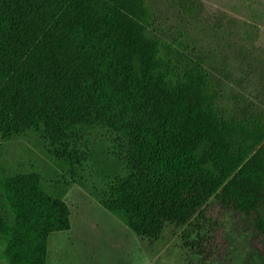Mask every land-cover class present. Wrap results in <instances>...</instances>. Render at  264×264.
Returning a JSON list of instances; mask_svg holds the SVG:
<instances>
[{
    "label": "trees",
    "instance_id": "16d2710c",
    "mask_svg": "<svg viewBox=\"0 0 264 264\" xmlns=\"http://www.w3.org/2000/svg\"><path fill=\"white\" fill-rule=\"evenodd\" d=\"M176 5L170 34L148 0H0V137L32 130L72 174L93 165L97 200L138 236L181 229L176 264H264V86L246 92L242 67L227 95L231 75L187 32L201 1ZM0 186V264H48L72 227L64 192L35 170Z\"/></svg>",
    "mask_w": 264,
    "mask_h": 264
},
{
    "label": "rangeland",
    "instance_id": "374dc122",
    "mask_svg": "<svg viewBox=\"0 0 264 264\" xmlns=\"http://www.w3.org/2000/svg\"><path fill=\"white\" fill-rule=\"evenodd\" d=\"M200 1V16L187 25V32L200 41L202 48L216 55L219 72L231 75L232 79L225 82L227 95L230 90L241 89L236 80L242 67L255 72L245 91L256 94L264 86V0ZM148 2L165 32L173 34L185 27L178 16L176 0ZM244 46L257 60L254 71L246 60L248 55L240 57ZM106 141L101 136L92 141L96 154L107 148ZM12 170L40 172L46 186L53 192H64L71 207L72 227L52 234L48 264H176L179 259L181 229L170 226L154 244L138 236L97 200V169L87 164L72 174L50 153L38 132L30 130L11 140L0 137V176ZM0 205L9 212L1 186Z\"/></svg>",
    "mask_w": 264,
    "mask_h": 264
}]
</instances>
